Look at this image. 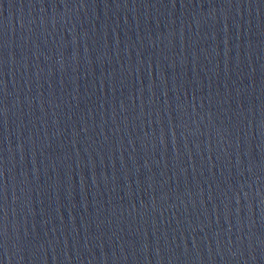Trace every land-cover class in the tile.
<instances>
[{
	"label": "water",
	"instance_id": "obj_1",
	"mask_svg": "<svg viewBox=\"0 0 264 264\" xmlns=\"http://www.w3.org/2000/svg\"><path fill=\"white\" fill-rule=\"evenodd\" d=\"M0 264H264V0H0Z\"/></svg>",
	"mask_w": 264,
	"mask_h": 264
}]
</instances>
